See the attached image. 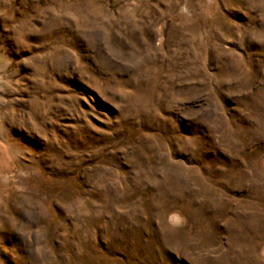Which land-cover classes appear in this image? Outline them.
<instances>
[{"label":"rangeland","instance_id":"rangeland-1","mask_svg":"<svg viewBox=\"0 0 264 264\" xmlns=\"http://www.w3.org/2000/svg\"><path fill=\"white\" fill-rule=\"evenodd\" d=\"M0 264H264V0H0Z\"/></svg>","mask_w":264,"mask_h":264}]
</instances>
